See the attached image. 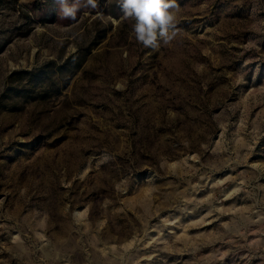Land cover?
Masks as SVG:
<instances>
[{
  "label": "rangeland",
  "instance_id": "rangeland-1",
  "mask_svg": "<svg viewBox=\"0 0 264 264\" xmlns=\"http://www.w3.org/2000/svg\"><path fill=\"white\" fill-rule=\"evenodd\" d=\"M96 2L0 0V264H264V0Z\"/></svg>",
  "mask_w": 264,
  "mask_h": 264
},
{
  "label": "clouds",
  "instance_id": "clouds-1",
  "mask_svg": "<svg viewBox=\"0 0 264 264\" xmlns=\"http://www.w3.org/2000/svg\"><path fill=\"white\" fill-rule=\"evenodd\" d=\"M59 19L75 21L81 6L96 8V0H58ZM123 16L134 20L132 31L137 42L153 50L176 36V0H117Z\"/></svg>",
  "mask_w": 264,
  "mask_h": 264
}]
</instances>
